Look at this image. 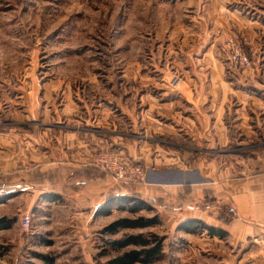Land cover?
Returning <instances> with one entry per match:
<instances>
[{"label": "rangeland", "instance_id": "1", "mask_svg": "<svg viewBox=\"0 0 264 264\" xmlns=\"http://www.w3.org/2000/svg\"><path fill=\"white\" fill-rule=\"evenodd\" d=\"M224 1L228 11L244 16L251 37L232 26L214 34L212 52L237 82L257 63L264 89V0ZM188 3L0 0V219L9 224L0 229V264H107L117 251L103 254L104 241L147 231L165 238L164 255L155 264L255 263L223 260L226 244L206 228L182 229L190 206L199 205L188 199L194 183L152 180L156 170L166 173L157 178L173 179L171 168L201 170L203 180L207 170L214 177L225 166L216 158L222 149L197 148L188 133L177 137L164 130L168 126H158L162 120L152 109L144 128L134 123L133 113L141 117L145 109L142 95L157 86H182L185 75L169 45L174 23L191 18ZM162 32L165 46L158 51ZM230 41L243 48L251 68L231 60ZM175 74L181 78L177 89L165 81ZM144 75L158 81L148 84ZM107 153L141 167L143 179L118 181L98 162ZM208 153L217 163L210 164ZM238 167L230 161L231 174ZM135 203L145 208L131 212ZM102 208L110 210L102 214ZM155 215L157 226L102 233L115 220Z\"/></svg>", "mask_w": 264, "mask_h": 264}, {"label": "crops", "instance_id": "2", "mask_svg": "<svg viewBox=\"0 0 264 264\" xmlns=\"http://www.w3.org/2000/svg\"><path fill=\"white\" fill-rule=\"evenodd\" d=\"M188 5L191 18L188 22L183 19L174 23V33L170 34L173 42L168 44L169 49L175 48L171 51L173 59L178 60V67L184 72L182 86L178 91L157 86L153 92L142 95L140 100L145 109L141 117L133 113L137 118L134 123L143 127L152 109L162 120L157 121L158 126H168L164 130H173L177 137L183 136L182 132L188 133L189 141L197 148L222 149L216 158L225 166L214 177L206 170L209 180H203L201 170L188 172L183 168L168 170L173 176L169 180L157 178L165 177L166 173L156 170L152 180L161 184L173 180H178L176 184L194 183L188 199L199 205L190 206L193 208L190 218L203 220L225 233V241L221 238V243L227 248L221 251V258L261 264L264 261V89L258 83L261 69L255 63L256 71L253 68L252 74L248 73L251 76L244 71L247 76L234 81L226 76L225 64L212 52L217 32L224 34L230 27L240 25L250 36L241 13L228 11L224 0H190ZM157 35L158 39L162 37L156 48L160 51L165 46L160 47L165 35L163 32ZM189 53H197L198 57ZM182 60L187 65L182 66ZM142 78L148 84L158 81L157 77H151L154 82L149 76ZM144 111L146 116L142 114ZM209 157L210 164L217 163L212 155ZM232 160L239 165L236 174L230 173ZM94 213L95 208L91 218Z\"/></svg>", "mask_w": 264, "mask_h": 264}, {"label": "trees", "instance_id": "3", "mask_svg": "<svg viewBox=\"0 0 264 264\" xmlns=\"http://www.w3.org/2000/svg\"><path fill=\"white\" fill-rule=\"evenodd\" d=\"M134 200L132 199L131 201L134 202ZM142 208H145V203H141L139 206L135 203L130 208V211L136 212ZM109 210L110 208H102L99 212L104 214ZM159 223V217L156 215L153 217L121 218L108 224L102 230V233L115 234L124 229H144L157 226ZM8 226L9 224L5 219H0V229ZM181 226L182 229L190 232H195L202 227L206 228L210 234L220 235L222 238L225 236L221 229L205 224L200 219L190 218L183 222ZM164 239L163 236L152 231L126 234L123 238L104 241L106 247H104L103 254L109 255L110 249L117 251V254L108 258L107 264H155L164 255Z\"/></svg>", "mask_w": 264, "mask_h": 264}, {"label": "built area", "instance_id": "4", "mask_svg": "<svg viewBox=\"0 0 264 264\" xmlns=\"http://www.w3.org/2000/svg\"><path fill=\"white\" fill-rule=\"evenodd\" d=\"M229 45L232 48L231 60L235 63L236 66L241 69L251 68V61L247 54L244 52L243 48L237 43L230 41ZM165 81L172 88H179L181 85V78L179 75L175 74L165 78ZM98 162H101L104 165V168L115 175V178L120 182L132 183L139 180H142L144 177L143 170L141 167L136 166L133 162L129 163L123 156H119L113 153L103 154L98 157ZM31 223V218L29 215H26L23 218V225L29 226Z\"/></svg>", "mask_w": 264, "mask_h": 264}]
</instances>
